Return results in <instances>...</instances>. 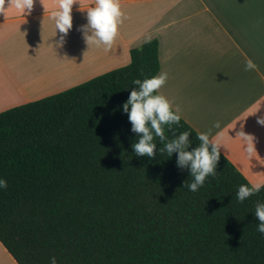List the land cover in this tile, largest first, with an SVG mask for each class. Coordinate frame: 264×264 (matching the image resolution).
<instances>
[{"label":"trees","instance_id":"1","mask_svg":"<svg viewBox=\"0 0 264 264\" xmlns=\"http://www.w3.org/2000/svg\"><path fill=\"white\" fill-rule=\"evenodd\" d=\"M131 63L63 92L0 112V244L16 264H264L249 184L220 153L215 176L192 192L176 153L137 156L140 134L121 106L132 80L158 71L157 43ZM197 132L180 119L167 139ZM250 185V184H249ZM264 185V184H263Z\"/></svg>","mask_w":264,"mask_h":264},{"label":"crops","instance_id":"2","mask_svg":"<svg viewBox=\"0 0 264 264\" xmlns=\"http://www.w3.org/2000/svg\"><path fill=\"white\" fill-rule=\"evenodd\" d=\"M93 3L73 0L72 27L61 34L49 18L59 0H33L21 14L14 0H0V112L124 67L132 49L155 40L157 73H167L157 91L194 131L211 129L250 185H263L264 125L256 121L264 116V0H119L124 15L107 48L79 30ZM238 130L254 137L251 157ZM0 264H16L1 244Z\"/></svg>","mask_w":264,"mask_h":264},{"label":"clouds","instance_id":"3","mask_svg":"<svg viewBox=\"0 0 264 264\" xmlns=\"http://www.w3.org/2000/svg\"><path fill=\"white\" fill-rule=\"evenodd\" d=\"M73 0H59L56 10L49 12V18L53 20L55 30L61 34H66L72 27L70 9ZM33 0H14L15 8L21 13L30 11ZM86 23L79 26L83 39L88 44L104 45L106 48L111 45L117 33L118 25L124 15L121 11L119 0H94L91 6L86 9ZM64 36L57 40V46L62 45ZM51 45V44H50ZM52 46V45H51ZM131 63V57H129ZM167 80L166 72H158L155 75L144 79H133L132 88L127 101L121 106L122 111L128 115L131 123V131L140 134L132 149L137 156L152 157L156 147L154 136L161 141H165L160 151L171 156L176 153L177 166L183 169L188 167L192 179L183 184L187 190L195 192L201 188L209 176H215L217 161L220 157L218 151L219 143L210 135L211 129L199 132L197 139L199 144L189 150V131L179 132L178 135L167 139L165 128H170L178 124L180 116L179 106H174L172 102L157 90L160 89ZM257 124L264 125V116L257 117ZM213 128H219V121H214ZM218 136L219 133H216ZM240 137L242 151L251 157L254 150V137L244 133L242 130L236 132ZM256 153V152H255ZM7 187V181L0 177V189ZM264 187L261 183L240 184L236 191V199L243 202L245 199L258 193ZM256 231L264 235V200H257L255 203ZM48 264H58L55 256L49 257Z\"/></svg>","mask_w":264,"mask_h":264}]
</instances>
